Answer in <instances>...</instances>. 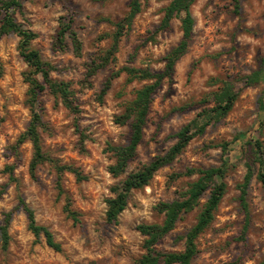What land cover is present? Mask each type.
<instances>
[{
  "label": "rangeland",
  "instance_id": "obj_1",
  "mask_svg": "<svg viewBox=\"0 0 264 264\" xmlns=\"http://www.w3.org/2000/svg\"><path fill=\"white\" fill-rule=\"evenodd\" d=\"M168 1L142 0L140 11L120 36L115 59L88 77V65L98 62L111 45L115 22L127 13L129 0H21V9L14 13L16 21L37 33L31 46L55 66L50 71L53 79L71 83L78 104L74 113L59 97L41 93L42 148L51 159L76 167L85 178L76 179L72 172L63 171L65 193L58 196L50 162L39 164L35 178L30 176L28 140L18 145L17 155L11 153L10 146L30 118L23 77L28 65L18 52L19 37L14 32L1 34L0 225L10 212V238L3 249L0 235V264H140L144 236L136 225L160 223L164 214L157 210L158 202L183 198L198 176L197 172L185 173L186 169L218 165L223 142H228L225 156L229 158L225 190L211 221L196 237L198 251L191 264H258L264 260V186L256 178L258 162L253 164L244 199L240 196L245 162L251 155L248 141L257 138L264 146V0H238L237 8L233 0H194L187 49L170 77L152 93L136 155L121 175L108 171L114 160L108 144L126 143L130 134V123H117L114 117L149 80L128 79L121 71L102 96L100 89L122 66L163 69L165 54L182 36L178 17L168 27L160 26ZM69 12L82 42L80 55L73 53L68 37L63 48L53 45L58 17ZM225 84L236 93L230 110L212 119L146 185L132 189L117 220L107 221L105 199L112 195L110 186L164 153L183 124L214 105L213 92ZM13 162L11 179L5 165ZM209 192L207 188L191 209L180 212L174 227L157 242L159 250L183 248L184 235ZM19 195L33 209L36 221L53 233L61 250L48 246L42 235L34 241L26 214L18 205ZM65 195L77 212V221L63 210Z\"/></svg>",
  "mask_w": 264,
  "mask_h": 264
},
{
  "label": "trees",
  "instance_id": "obj_2",
  "mask_svg": "<svg viewBox=\"0 0 264 264\" xmlns=\"http://www.w3.org/2000/svg\"><path fill=\"white\" fill-rule=\"evenodd\" d=\"M194 0H169L164 8V14L160 26L168 27L174 17L180 20L182 30L181 39L164 56V66L161 70H150L148 68H137L133 66H122L113 71L104 81L100 89V96L104 95L110 87L113 77L121 71H125L128 79L140 78L149 81L136 90L134 97L125 105L124 110L115 115L117 123H130V134L128 141L123 144H108V149L114 156L113 162L108 166V171L113 176H119L127 169L128 163L136 155V149L143 137V129L147 121V114L150 107L152 93L161 84L163 79L169 78L177 60L185 53L189 39L192 35L194 19L190 11V6ZM237 8L238 0H233ZM142 0H129L127 13L115 22V30L112 33V43L109 48L99 56V61H92L88 65L87 76L93 75L99 67L106 65L115 59L114 53L117 50L118 41L124 30L128 28L135 15L140 11ZM21 9V0H0V35L14 32L18 37V52L28 65V70L24 72V81L27 83L25 102L30 111V118L25 129L18 135L15 143L10 146L11 153L17 155L18 145L26 140L31 143L32 153L28 163V171L32 178H35L36 168L43 162H50L55 170V185L57 194L60 196L65 191L61 184V174L63 171L72 172L76 179L85 178L76 167L69 164H59L51 159L43 150L39 128L42 125V105L40 95L48 91L55 97H59L62 103L74 113L78 112V104L71 88V83L65 80H55L50 76V71L55 66L44 60L38 49L31 46L30 42L37 36L32 29L23 27L16 21L14 13ZM68 37L72 51L75 55H80L82 42L73 26L72 13H63L58 17V28L55 33L53 45L59 49L63 48L64 40ZM1 74V66H0ZM41 76V79L38 77ZM214 105L204 108L197 113L190 121L183 124L176 132L175 142L161 154L155 155L150 161L140 168L128 172L125 177L110 186L111 194L105 199V218L109 222L117 220L119 213L126 207L129 194L132 189L146 185L154 173L163 165L170 163L188 144L190 139L196 134L202 133L212 119H219L225 115L233 105L236 93L232 91L230 85L225 84L219 91L213 92ZM84 136L81 134V138ZM221 151L223 157L218 165L209 167H190L185 173H198L181 199L171 201H160L156 205L159 212L164 214L160 223H139L137 230L144 236V252L138 259L140 264H191L193 257L197 253L196 237L209 224L213 217V212L217 207L225 190L223 177L229 166V158L225 155L228 149V142H223ZM250 158L245 162L246 172L240 183L241 198L244 199L246 187L254 173L253 164L258 162L256 178L264 186V146L259 139L252 138L248 141ZM15 162L5 165L9 178H13L12 170ZM210 189L209 195L198 214L195 223L184 235V246L180 251H161L156 247L157 242L167 234L175 225V222L184 210L191 209L198 201L201 194ZM18 205L22 207L27 218V227L37 242L42 235L45 243L52 249L59 251L61 245L55 240L53 233L48 227L36 221L33 209L25 202L24 198L18 196ZM63 210L73 221L78 220L77 212L70 207L69 197L65 195ZM10 212L3 217L0 225V235L2 248L5 249L9 242L8 223ZM258 264H264V260Z\"/></svg>",
  "mask_w": 264,
  "mask_h": 264
}]
</instances>
